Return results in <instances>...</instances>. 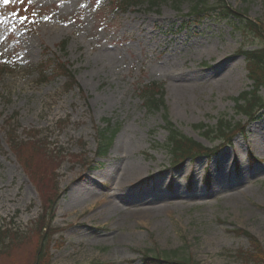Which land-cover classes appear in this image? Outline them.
I'll list each match as a JSON object with an SVG mask.
<instances>
[{"label": "rangeland", "instance_id": "374dc122", "mask_svg": "<svg viewBox=\"0 0 264 264\" xmlns=\"http://www.w3.org/2000/svg\"><path fill=\"white\" fill-rule=\"evenodd\" d=\"M25 1L40 16L30 31L3 17L0 0V229L17 234L0 242V264H142L144 253L252 264L240 232L264 251V113L249 123L235 99L252 89L238 52L260 41L238 20L264 27V0H225L239 16L191 21L187 1L178 11L159 2L125 12L108 0ZM46 58L59 59L74 86L42 81L33 67L48 70ZM228 75L232 84L216 85ZM152 83L168 121L203 148L219 142L195 126L222 120L244 133L172 168L163 112L141 103ZM108 124L119 130L101 158L97 133ZM123 169L136 172L121 179ZM106 205L115 208L108 217L99 213ZM149 210L157 212L138 218Z\"/></svg>", "mask_w": 264, "mask_h": 264}, {"label": "trees", "instance_id": "16d2710c", "mask_svg": "<svg viewBox=\"0 0 264 264\" xmlns=\"http://www.w3.org/2000/svg\"><path fill=\"white\" fill-rule=\"evenodd\" d=\"M187 1L189 5V18L190 21L200 17H221L222 19L230 20L234 16H239L236 11H233L226 3L225 0H118V6H111L117 2L110 0L108 4L115 11L123 10L127 11L130 8H137L141 5H147L149 9L157 8L159 2H169L175 11H178L179 5ZM111 3V4H110ZM107 4V5H108ZM123 6V9H120ZM177 7V8H176ZM100 10V9H99ZM98 10V11H99ZM242 19L238 20V30L249 33L251 36L260 41L258 48L254 50H240L238 54H241L246 62V69L248 73V79L252 82V89L248 92H244L241 96L235 99V107L238 114L247 118L249 123L258 121L264 113V101L259 96V91L264 89V27L258 24L256 21L245 18L244 15H240ZM64 43L61 44V47ZM7 63V60H4ZM44 63H48L49 69L40 71L41 62L33 67L36 73L41 77L42 81L51 75H55V78H63L65 86H74L73 76L71 71L59 62L56 58H46ZM41 72V74H40ZM47 73H49L47 75ZM46 74V75H45ZM141 103L143 108L148 113L163 112L164 129L167 132V139L164 144L170 157L172 158L171 167L179 168L186 160H195L200 157H213L217 155L220 150L232 144L234 136L238 133H244V125L232 124L231 122L218 121L217 126L213 129H205L204 125L195 126L196 129L204 131L203 134H212L213 141L219 143L212 148H203L200 144L187 139L181 132H179L174 125H172L165 115V103L164 94L161 88L157 87V84H150L142 92ZM113 126L107 125V129L100 130L97 133L96 141V156L103 158L110 148L115 134L118 132V128H112ZM10 229H0V242L3 243L9 236H16ZM244 237L251 243L252 251L243 252L242 258L252 264H264V251L258 240L250 236L247 232L241 231L240 237ZM147 253L142 255V264H191L188 260H172L164 259L157 256H146ZM33 264H44L43 258L36 260Z\"/></svg>", "mask_w": 264, "mask_h": 264}, {"label": "bare ground", "instance_id": "6f19581e", "mask_svg": "<svg viewBox=\"0 0 264 264\" xmlns=\"http://www.w3.org/2000/svg\"><path fill=\"white\" fill-rule=\"evenodd\" d=\"M234 80L235 79H234V77L232 75H228V76L222 78L221 80L217 81L216 85H218L220 88L221 87H226V86H229L230 84H232L234 82ZM111 171H113V168L111 169ZM135 172L136 171L123 169V172H122V175H121V179H125L127 177L129 179V178H131L129 176L134 174ZM101 175H102L103 178H104V175H106L105 178H108V177L110 178L111 177V173L109 171L106 172V170L103 171V173ZM230 198H232V197H229L228 199H230ZM101 208H103V209H101ZM170 208L171 207L168 206L167 209L169 210ZM99 209H101L99 211L100 215H103V216H106V217L111 215L112 210H115V208L112 205H106V206L100 207ZM154 211L155 210L144 211V212L139 214L138 218H140V219H149L151 214L157 212V211H155V212Z\"/></svg>", "mask_w": 264, "mask_h": 264}, {"label": "snow or ice", "instance_id": "6c2138e0", "mask_svg": "<svg viewBox=\"0 0 264 264\" xmlns=\"http://www.w3.org/2000/svg\"><path fill=\"white\" fill-rule=\"evenodd\" d=\"M10 2H15V0H2V3L5 5L9 4ZM29 2H31V0H29ZM22 19H24V18H22Z\"/></svg>", "mask_w": 264, "mask_h": 264}]
</instances>
